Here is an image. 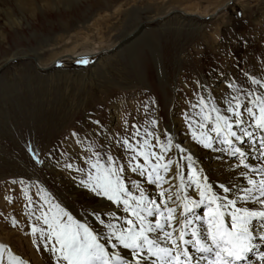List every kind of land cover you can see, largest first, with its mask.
<instances>
[{"label":"rangeland","instance_id":"1","mask_svg":"<svg viewBox=\"0 0 264 264\" xmlns=\"http://www.w3.org/2000/svg\"><path fill=\"white\" fill-rule=\"evenodd\" d=\"M222 1L118 0V11L110 13L113 6L105 11L97 5L99 0H73L65 10L46 9L32 20L20 11L16 0H0V244H7L0 264H9L8 249L28 264H36L26 246L29 242L32 249L36 247L33 255H40L44 264H56L53 253L31 231L33 226L44 227L35 219L41 214L38 209L59 204L96 232L105 227L95 214L105 223L112 220L95 202L86 204L67 189L72 188L67 183L71 182L78 190L100 197L99 190L91 188L94 181L88 179L89 172L95 175L87 162L97 160L94 153L101 154L102 162L108 155L116 157L125 169L122 176H136L139 171L131 170L136 162L130 163V154L119 143L123 138L133 140L132 134L139 129V139L144 129L156 128L166 145L173 110L186 122L189 115L196 116L199 109L192 106L201 97L209 107H220L224 99L241 91L260 94L251 79L264 83V0H229L217 14L198 18L176 11L207 13ZM10 15L20 24H14ZM147 20L143 29L152 34L162 75L157 73L149 45L137 44L143 34L132 42H121ZM60 35L65 37L55 41ZM67 48L97 52L86 58L87 64L60 60L49 68L36 66ZM209 68L217 73L214 80L209 78ZM228 89V96L220 97ZM191 128L201 130L195 124ZM213 143L225 146L220 139ZM210 169L208 181L220 183L229 166ZM126 181L133 185L132 179ZM62 193L72 209L89 217L87 222L71 213ZM110 207L115 213L122 208L114 203Z\"/></svg>","mask_w":264,"mask_h":264},{"label":"snow or ice","instance_id":"2","mask_svg":"<svg viewBox=\"0 0 264 264\" xmlns=\"http://www.w3.org/2000/svg\"><path fill=\"white\" fill-rule=\"evenodd\" d=\"M78 63L89 61L85 59ZM251 82L259 86L260 94L241 91L230 96L223 111L215 105L209 107L206 99L201 97L192 106L199 109L196 116L186 117L190 129L195 124L205 130L199 135L193 131L194 139L205 147H212L213 142L220 139L227 145L229 156L241 157L240 164L253 173L252 176L242 174L247 176V186L240 188L234 196L231 195L233 185L221 184V192L215 191L216 186L194 170L190 155L180 158L188 162L184 165L187 171L182 170L179 160L174 162L167 158L172 147L185 151L179 144L174 145L169 137L165 145L159 135L148 129H144V137L136 139L139 137L137 129L132 134L133 140L125 137L119 143L130 154V163L136 162L131 170L139 171L149 184L155 185L159 190L157 195L146 193L139 183L135 184L134 193L122 176L125 169L118 164L117 158L108 155L102 162L101 154L94 153L97 160L87 161L95 170V175L88 173V179L94 181L92 190H99V194L122 207L126 215L108 213L112 220L105 223L100 214H95L107 230V235L102 236L88 224L76 220L59 204H53L47 210L38 209L41 214L35 219L44 227L33 226L31 231L38 234L37 240L44 249L54 254L56 264H148L149 261L151 264H245L248 254L258 247L254 241H264V168H250L243 159L245 152L236 146L251 137L256 140L260 156L264 158V83L255 78ZM245 115L251 117V126L260 131L259 138L253 132L242 129V134H238L235 130L244 123ZM132 127L137 128L136 125ZM189 189L194 194H190ZM247 204H257L260 208L241 206ZM53 208L57 211H52ZM29 214L34 216L35 212ZM6 247L0 244V254ZM109 247L131 250L132 259L110 252ZM260 257L264 259V251ZM8 258L9 264H28L11 249H8Z\"/></svg>","mask_w":264,"mask_h":264},{"label":"bare ground","instance_id":"3","mask_svg":"<svg viewBox=\"0 0 264 264\" xmlns=\"http://www.w3.org/2000/svg\"><path fill=\"white\" fill-rule=\"evenodd\" d=\"M40 1L38 2L37 0H31L29 2V0H16L15 4L18 6L20 11H23L24 14H27L28 18L33 20V18L35 19L38 16L39 12L44 11L46 9L49 12H52L53 10H59L60 8H63V10H65V8H67L68 5L71 4L73 0H51V1H41V3H40ZM117 1L118 0H99L100 3L97 5L104 7L103 9H105V11L107 9H109L110 6L111 7L113 6V9L111 10L110 13H114L115 10H117V8H118L117 6H120L119 4H116ZM228 1L229 0H223L212 11L207 12V13H198L196 11L184 10L182 8L176 9V11H179V13L182 16H193V17L196 16L197 18L198 17H205L208 15H212L214 13L217 14L216 12H218L219 9L221 10V8L224 7L228 3ZM97 5H96V7H97ZM168 12H170V11H167L166 14ZM128 14H129V12L126 13V16ZM103 15H105V14L103 13ZM9 19H12L11 15H10ZM12 21L15 22L14 24H16V25L20 24L19 20H16V18H13ZM147 23H148V20L145 22L138 23L135 27L132 28V30L129 32V34L125 35V38H123V40H121V42H123V41L132 42L134 39L136 40L138 37L142 36V34H143L141 39H139L137 41V44L142 43V44H148L149 45V47L151 48V51H152L151 53H152L153 61L155 62V65H156L157 73L159 75H162V67L160 64V58L158 57V53H157V50L155 48V43L153 42V38L151 36L152 34L144 32L145 30L143 29ZM63 26L65 28L66 24ZM63 37H65V36L60 35L59 37H56L55 41L56 40H62ZM69 37H71V35H69ZM47 41H45V42H47ZM114 44L115 45L112 46V48L117 45V43H114ZM133 47H134V45L128 47L129 48L128 52L130 55L132 54ZM112 48L109 47V49L107 48L106 51H110ZM96 52L97 51H94V50L89 49V48H81L80 50H73L71 48H67L65 50H61L59 52L52 53L49 56V58L47 60H45L44 62L38 61L36 66L39 69H44V68H49L50 66H53L54 64H56L57 61H60V60H62V61H65V60L66 61H72V60L82 61L88 57L94 56L96 54ZM207 71H211L210 68ZM216 75H217L216 72H212V71L209 72V78L211 80H214ZM231 91L233 92V90H231ZM260 91H261V89H260ZM229 93H230V90L228 89L224 93H220V97H222L223 95L227 97ZM224 101H225V104L220 105V107H218L221 109V111L224 110L225 105H226V100L224 99ZM243 118H244V123L241 125L240 128L235 129L237 131V133L242 134V129H243V130L253 132L254 136L256 138H259L261 136V133L258 129L251 126L252 125L251 117H250L249 121L247 120L248 118L246 117V115ZM170 122H171V125L169 126V129H168L169 137L173 141L174 145L179 144L182 149H185V151L181 152V151H178L175 147H172L167 153V158L173 160L174 162L179 160L181 168L183 170L184 165L188 162L186 160H180V158L181 157H187L190 155L192 157V164H193L194 170H196L200 176L207 177V179L209 178V174H211L209 172V171H211L210 166L216 165L219 168L229 166V170L227 171L228 174L225 175V177H222L219 179L220 183H211L214 186H216L214 190L217 192H221V189L219 188V185H221V184H223L225 186H229V185L235 186L233 188L236 190L235 193H237V191L240 188L247 186V177L245 175H242V174L247 173V176H252L253 173L249 174L250 172H248L243 167V165L240 164L241 157H239V156L232 157V156L228 155V150H227L226 144L223 143L225 145L224 148L222 146H219L218 144H214V143H213L212 147H208L207 149L202 148L200 146L201 143L198 140L193 138L192 133H193L194 129L193 128L190 129L188 123L183 121V118L180 120L179 115H178L177 111H175V110H173L171 112ZM185 127L189 130V134H186V132L184 131L183 128H185ZM180 129H182V130H180ZM152 130L157 135L158 130L156 128H152ZM200 131H198L197 134L200 133ZM236 146L241 147V149L245 152V156L243 157V159H244V162L246 164H248L250 168H256V169L264 168V158H262L260 156L258 144L256 143L255 139H253L251 137L246 138L244 143H242V144L237 143ZM173 150H175L174 156H173ZM230 157H232V159H230ZM184 170L187 171V169H184ZM123 177L126 179H132L133 180V185H131L130 187L132 188L134 193L136 192V188H135L136 183L141 184L142 187L145 189L146 193L150 194L151 196H156L157 192L159 191L155 185L149 184L147 182L146 177L141 176L140 174H138L136 176L125 175ZM256 178L259 179L260 177H256ZM67 183H69V185H68L69 187H72V188H67V189H69V190L72 189V191H70V192L72 194L75 193L74 197L81 198V200H83V202H85L86 204H90V203L95 202L97 204V206H99L101 209L103 208L106 211L105 212L106 216H109V215H107L108 213H113V211L110 210V209H112L110 207V205L113 204V202L109 201L105 196H103V195H100V197L99 196H93L90 194V192L78 190L79 187L74 186V185L72 186L71 182H67ZM177 183H179V181H177ZM64 186H65V183H64ZM165 187H167V185H165ZM85 189H87V188H85ZM188 191L190 194H194L191 189H189ZM63 194L64 193L61 194L62 200H63L64 204L68 207V209L71 211V213H73V215H75L77 217V219L87 222L89 217L88 216L84 217L81 214V212L76 208L72 209V204L70 202H68L65 199V197H63ZM232 194H234V193H232ZM241 206L250 207L253 209H259L260 208V206L257 204H247V205H241ZM89 215H91V214H89ZM125 215H126V213L123 212L122 208L117 209V216H125ZM109 217H111V216H109ZM97 233H100L102 236L107 235V230H106V228H104L102 231H97ZM254 243H256L258 245V247L255 251H253L251 254L248 255V258L245 261V264H264V259H262L260 257V253L262 251H264V241L256 240V241H254ZM28 244L26 245L27 249H29L28 251H29L30 255L34 258V260H32V261H34L36 264H44L42 257H40V255H33L36 252L35 251L36 247H33V249H32L30 246H28ZM30 248L32 251L30 250ZM109 251L110 252L115 251L116 253H118L120 256L124 257L127 260L132 259V252L129 249H124L123 247L111 249L109 247ZM193 255H195L197 257L199 256L198 253H193ZM52 256H53L52 257V260H53L54 254H52ZM253 260H256V262L253 263ZM148 264H151V261H149Z\"/></svg>","mask_w":264,"mask_h":264}]
</instances>
